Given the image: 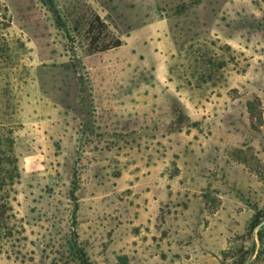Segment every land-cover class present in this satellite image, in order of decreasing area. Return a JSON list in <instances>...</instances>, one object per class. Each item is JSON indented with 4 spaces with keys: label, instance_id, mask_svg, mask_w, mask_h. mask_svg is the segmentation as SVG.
I'll use <instances>...</instances> for the list:
<instances>
[{
    "label": "rangeland",
    "instance_id": "374dc122",
    "mask_svg": "<svg viewBox=\"0 0 264 264\" xmlns=\"http://www.w3.org/2000/svg\"><path fill=\"white\" fill-rule=\"evenodd\" d=\"M0 177V264H264V0H0Z\"/></svg>",
    "mask_w": 264,
    "mask_h": 264
},
{
    "label": "trees",
    "instance_id": "16d2710c",
    "mask_svg": "<svg viewBox=\"0 0 264 264\" xmlns=\"http://www.w3.org/2000/svg\"><path fill=\"white\" fill-rule=\"evenodd\" d=\"M86 24L87 37L89 36L90 46H93L94 51H106L118 48L121 45V41L111 35L107 25L98 15L91 13V17L87 20ZM14 169L16 170L15 167ZM4 178L5 177H0V188L5 185ZM12 182L13 181L10 180L11 185L13 184Z\"/></svg>",
    "mask_w": 264,
    "mask_h": 264
}]
</instances>
